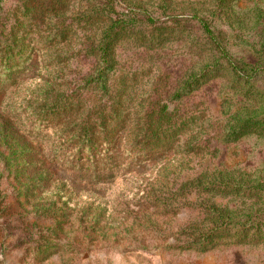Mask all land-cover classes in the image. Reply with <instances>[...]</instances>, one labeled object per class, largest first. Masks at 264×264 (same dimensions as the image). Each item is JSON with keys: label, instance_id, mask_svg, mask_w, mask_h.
<instances>
[{"label": "rangeland", "instance_id": "1", "mask_svg": "<svg viewBox=\"0 0 264 264\" xmlns=\"http://www.w3.org/2000/svg\"><path fill=\"white\" fill-rule=\"evenodd\" d=\"M30 1L3 0L0 13L21 50L11 79L0 67V264H264V225L251 226L247 235L230 226L204 251L179 246L190 239L181 233L183 228L209 224L204 218L210 204L234 217L264 206V128L235 142L224 140L233 114L238 113L239 121L250 114L264 117V69L257 78L250 73L248 84L218 77L182 98L181 105L197 104L199 112L173 149L119 168L109 182L82 184L64 170L41 163L39 155L32 159L27 134L31 131L44 143L55 141L57 128L38 126L30 109L44 101L47 89L81 84L90 59L81 42L93 27L71 21L80 0H69L54 12L49 8L52 0ZM233 6V16L214 17V26L234 51L258 48L264 0H236ZM55 16L60 17L57 23ZM128 55L124 49L113 90L126 87L125 117L132 123L131 112L145 105L159 72ZM126 59L136 62L130 70L121 66ZM248 85L252 92L244 98ZM126 137L125 130L118 142L123 152ZM226 174L236 177L233 185L252 187L249 194L181 189L199 177L205 181Z\"/></svg>", "mask_w": 264, "mask_h": 264}, {"label": "trees", "instance_id": "2", "mask_svg": "<svg viewBox=\"0 0 264 264\" xmlns=\"http://www.w3.org/2000/svg\"><path fill=\"white\" fill-rule=\"evenodd\" d=\"M32 1L37 4L48 2ZM68 1L52 0L50 11L61 10ZM235 1L80 0L77 15L71 21L93 27L88 40L81 42L90 56L89 69L82 74L80 85L47 89L44 101L30 109L29 114L37 120L38 126L43 123L44 128H57L55 141L49 143L38 141L28 131L27 136L32 140L28 151H32L31 158L39 155L41 163L64 170L78 182L96 184L111 181L121 167L127 168L141 158L173 149L175 141L199 112L197 104L194 107L181 105L182 98L199 93L209 81L218 77L248 84L252 79L248 76L250 73L257 78L258 70L264 69L261 59L264 56V29L258 48L248 46L234 51L214 26V17L228 20L233 16ZM2 2L0 0V13ZM59 18H53L55 23ZM16 40L0 14V67L7 72L8 79L12 78L11 69L18 64L17 53L21 51ZM172 44L177 47L176 52ZM124 49L133 60H141L138 65L148 62L159 72L153 79L145 105L131 112L134 114L132 123L125 117L126 87L113 90L114 76ZM135 61L126 59L121 66L130 70ZM251 87L248 85L243 92L244 98L251 94ZM2 90L4 88H0ZM88 91L93 92L91 98L85 96ZM258 108L260 106L253 109ZM236 114L231 116L225 129V142H235L264 128L260 125L264 123V117L250 114L239 121ZM125 130L128 138L123 152L118 142L124 137ZM189 150L193 151L192 147ZM235 179L234 175L228 174L205 181L199 177L196 183H185L181 189L190 192L193 187L221 194H249L252 187L233 185L231 182ZM253 194L257 196L256 192ZM249 210L251 206L246 212ZM205 213L204 219L209 220V224L203 226L201 222L197 227L183 228L181 233L189 235L190 239H183L180 247L204 251L230 226L237 225L247 235L251 226L259 229L264 225L262 205L256 206L255 213H242L239 217L214 204L208 205Z\"/></svg>", "mask_w": 264, "mask_h": 264}]
</instances>
